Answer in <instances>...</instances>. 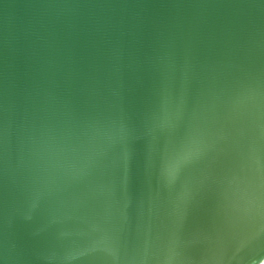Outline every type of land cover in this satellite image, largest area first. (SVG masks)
I'll return each instance as SVG.
<instances>
[{"label":"water","instance_id":"1","mask_svg":"<svg viewBox=\"0 0 264 264\" xmlns=\"http://www.w3.org/2000/svg\"><path fill=\"white\" fill-rule=\"evenodd\" d=\"M0 264H264V0H0Z\"/></svg>","mask_w":264,"mask_h":264}]
</instances>
